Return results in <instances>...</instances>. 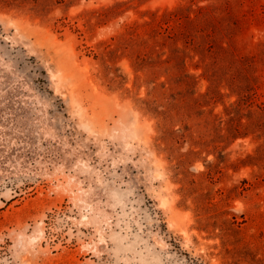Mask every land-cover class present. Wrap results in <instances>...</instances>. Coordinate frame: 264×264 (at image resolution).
Masks as SVG:
<instances>
[{
  "label": "rangeland",
  "instance_id": "374dc122",
  "mask_svg": "<svg viewBox=\"0 0 264 264\" xmlns=\"http://www.w3.org/2000/svg\"><path fill=\"white\" fill-rule=\"evenodd\" d=\"M263 106L264 0H0V264H264Z\"/></svg>",
  "mask_w": 264,
  "mask_h": 264
},
{
  "label": "trees",
  "instance_id": "16d2710c",
  "mask_svg": "<svg viewBox=\"0 0 264 264\" xmlns=\"http://www.w3.org/2000/svg\"><path fill=\"white\" fill-rule=\"evenodd\" d=\"M239 74H241L240 69L238 70ZM248 77V76H247ZM246 79L248 80L249 78ZM251 122L247 123V128H253L255 131H263L264 130V106L260 107V111L251 113ZM234 133H240L239 127H236Z\"/></svg>",
  "mask_w": 264,
  "mask_h": 264
}]
</instances>
